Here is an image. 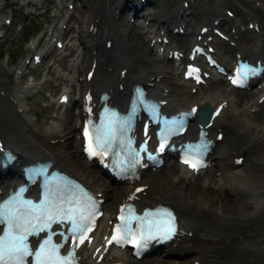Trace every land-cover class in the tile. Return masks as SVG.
I'll use <instances>...</instances> for the list:
<instances>
[{
	"label": "bare ground",
	"instance_id": "1",
	"mask_svg": "<svg viewBox=\"0 0 264 264\" xmlns=\"http://www.w3.org/2000/svg\"><path fill=\"white\" fill-rule=\"evenodd\" d=\"M100 2L92 3L89 7L85 8L78 35L75 42L71 44L75 51L80 54L85 53V55L83 60H80V55L73 60L72 68L74 70L77 69V72L74 71V76L68 77L74 88L78 89V93L81 96L80 100L77 102V100L71 99L65 108L69 109L72 103H78L80 107L79 119H81L83 94L88 89L95 90L97 96L98 94L106 92V90L110 91L111 89H115L111 94L112 102L119 107L125 106L128 100L130 86L141 82L154 83L152 88H150L151 97L167 100L169 102L167 111L171 113L179 112L193 106H200V109H204L207 106L216 108L222 103L228 102V108L216 120L215 126L212 129L213 134L220 129H224L226 134V140L223 141L224 145H220L216 153L215 168L217 173H220V176L214 179L215 186L218 187L215 201L209 200L205 195L193 193L191 187H193L192 180L194 178L180 166L178 168L176 166H170L166 173H172L175 169H178L179 173H176L175 176H179L180 179L185 178L191 182L188 186L189 188L184 187L178 189L175 187V184L179 182L178 179L172 181L170 176L158 178V175L152 176L148 182L143 180V177L141 184L137 187L146 188L145 194L139 196V206L141 208H153L160 204H167L177 211L182 230L193 233L191 238L188 236L181 237L179 241L168 246L163 252L159 253V261L150 263L214 264V261L231 260L232 258L229 256L220 257L218 260L211 258L213 251H210V248H222L228 239L231 238L229 233L225 234L227 226H236L239 221L242 222L250 220L251 218L261 217L264 214V152L259 157L261 160L255 158V161H260L258 165L251 163L246 166L237 167L234 162V152L237 151L235 146L238 137L253 143L258 139L257 135L251 134L256 126L249 114L250 109L258 108V105L254 102L255 100L251 101L254 97L240 92L236 94V98H233L231 95H226L218 89L217 81L211 82L209 90L200 87L197 93L193 95L189 83L174 78L169 69L160 63L159 58L151 55L153 50L150 48V43L146 45L144 42L142 53V51L136 48L138 43L133 40L132 33H128L129 26L126 27L125 25L124 27V24L122 23V25L120 23L122 21L117 23L113 18H104L102 15H99L97 11L103 10ZM255 2L261 4L259 9H252L247 5V1L236 0L235 19L222 20L221 26L230 38V43L236 44V48H233L227 43L214 41L217 58L223 64L232 65L235 62L237 54H241L252 61L257 59L264 60V0H255ZM115 4L117 3L114 2L112 7ZM195 6L196 2L193 3L192 7L194 8ZM248 19L250 21L246 24L247 30L243 32L244 22ZM251 23L259 25V34L250 31ZM162 26L159 29L158 35L166 32V28H162ZM102 28L108 30L109 38H112L114 41L111 60L107 58L102 50L99 57H93L91 55V45L93 47L98 46V41L101 40L99 34L103 33L101 32ZM96 29H98L97 33L95 32ZM234 30H236L235 34L233 33ZM105 43L103 41V46ZM177 43H179L178 40ZM183 44L184 49H190V42ZM87 52L90 53V56H87ZM93 61H99L101 67L106 66L109 70L113 69V74L110 75L105 71L103 76L99 74L95 77L91 84H88L86 80L83 81L88 64L92 65ZM174 67L176 68L175 65ZM123 69H128L129 71L124 79L120 75ZM60 73L58 71V74ZM153 78L154 81L151 82ZM119 85L123 86V91L118 90ZM162 87L167 91V95L165 94L166 92H160ZM67 90L72 92L71 88L64 89V91ZM35 91H38V88L35 85H30L23 89L21 93L17 92L15 96L10 95L7 97L5 95V97L17 105L20 113H24L25 100ZM254 93L258 94L255 97L258 100L261 92L256 90ZM3 112L10 114V109H4ZM9 119V122L15 125V129L6 127L3 121L0 120V138L6 144V148L12 150L20 157V164L28 161L31 163L43 160L54 162L56 168L78 178L95 194H101L102 198H107L106 215L100 223V230L96 236V247H98L101 244L102 237L106 234L105 229L108 227V223L112 221L111 213L114 209V201L118 200L115 206V212L117 213L118 207L125 202V199L135 188L127 184L114 188L110 182L104 183L101 180L104 176L102 172L96 171L92 164L83 163L82 159H79L77 155L70 154L73 142L72 138H69L71 135H64V124L62 123L64 121L51 126L48 131V137L41 145L29 134L31 128L21 125L15 116H11ZM233 127L237 128V137L231 135V129ZM15 132L19 136L13 138L12 135ZM190 135H194V127H191ZM25 136L29 138V143L24 142L23 138ZM69 141L70 143H68ZM63 142L64 144H62ZM31 151H34V153ZM81 155L84 160L82 151ZM14 170L13 168L9 178H2L0 176V192L3 196L15 184L21 183L19 173H16L17 171ZM209 190L210 188L208 187L203 193ZM252 204L254 205V209L251 211L249 206ZM198 214H202V217L207 214L209 219L205 220L201 218L198 220L196 217ZM222 228L225 230H221ZM254 233L252 232V234ZM233 236L241 237V235L236 234H233ZM244 241L246 240L240 238V243L238 244L240 252H249L250 254L264 258V237H257L256 245ZM178 251L187 252L190 255L185 258L178 254ZM88 254V250H82L83 262L92 264L91 260L86 258ZM117 257L116 262H127L131 260L129 253L118 254ZM110 263L106 262L105 264ZM231 263H234V260ZM248 263L262 264V261L249 258Z\"/></svg>",
	"mask_w": 264,
	"mask_h": 264
},
{
	"label": "rangeland",
	"instance_id": "2",
	"mask_svg": "<svg viewBox=\"0 0 264 264\" xmlns=\"http://www.w3.org/2000/svg\"><path fill=\"white\" fill-rule=\"evenodd\" d=\"M23 1H26V0H23ZM42 1L43 0H36V3L38 4V7L36 9L30 6L28 8H30V10L33 13H36L38 15H43L45 13L49 14V19H50V24H51L49 28L54 29L57 32H59L60 25L67 22L68 18H66V16L69 11L67 12L66 9L62 11L59 8V6L55 4L53 5L45 4L41 6ZM96 1L99 2L102 0H96ZM103 1L104 2L102 5V9H103L102 12L106 13L105 18L109 16L113 17L115 14V8L114 6L112 7V4L116 2L117 3L116 6H118L121 0L111 1V6H108V7H105V3L109 0H103ZM183 1L185 0H160L157 5H154L153 8H149L147 10V15L149 14L156 15L158 21H161L162 19L168 18V17L171 18L176 13H177L176 16H178L180 13V11L178 10ZM196 1H197V4L195 6L196 8L194 7L195 11H194L193 16L189 19V22L192 24V28L195 26L194 32L197 34L199 31V26H198L199 24L197 22H200L201 24H203V22L207 23L212 19L225 18L224 9L228 8L232 10L231 6H229V2H232L233 0H196ZM0 3L3 5L7 4L8 7H11L9 10L8 9L4 10V12L3 11L1 12V9H0V57H1L0 59V120L3 121V124L6 127L15 129V125L9 122L10 120L9 118L11 116H15L21 125L31 128L30 129L31 131L29 134L33 136V138L37 141V143L41 145L43 144V141L48 137L49 135L48 131L51 128V126L53 124H60L61 121H64L62 122L64 124V127H63L64 135H71L69 138H72V142H73V146L71 148L72 151L70 154L77 155V157H79V159H82V162L85 163L81 155V140L79 137V130L75 129V127L77 128V124L79 121L78 120L79 117L76 118L77 117L76 107H74L70 111H65L64 109L59 108L56 103L58 97L62 93V90L65 87L72 88V84L70 83V80L66 81L62 77H60L59 79V76L55 72H49V68L53 64L56 63V65H59L58 69L60 70L58 71L63 72V70H65V73L70 74L71 76H74L75 72H72L73 63H72V60L70 59L74 60L78 58L79 55L81 58V55H85V53L80 54L77 51H74L70 55H67V56H63V55L56 53L52 58L47 59L42 69H40L39 71L31 70L29 76L25 78V80L21 79L20 81H18L19 79L17 78V80L14 83L13 81L16 78L15 72L17 73L21 72L22 65L24 64V61H25L24 58L29 55L27 52L28 46L24 44V40H23L26 29L30 26H34V24L37 25L39 32L36 33V36L37 35L38 36L35 39L36 40L39 39V36L44 32L45 27L48 25V22H47L48 15H46L45 18L34 17V16L28 17L29 10L26 9V7L18 9L17 7L13 6L12 4L13 1L10 2L9 0H0ZM91 4L89 3L87 7H89ZM77 5L80 7V9H78L77 11L83 10L82 4L77 3ZM232 5H235V4H232ZM22 9L26 11L24 14L22 13ZM16 12L21 13V15L19 16L18 14H16ZM10 16H12L13 18L12 24L11 26H6L4 21L10 18ZM126 18L127 20L129 19L128 17H123L121 19L122 22H120L121 24L122 23L124 24V25L122 24L124 27L125 25L126 27L129 26L126 21ZM78 23L79 21L76 20V17L71 18L70 24L72 27V31L66 36V39L70 40L73 37H75L77 33V29H78ZM169 23H172L171 26L175 24V22L172 20H170ZM79 29H80V26H79ZM243 29L246 31V27ZM133 31H134L132 32L133 40L136 43H138L136 45V48L139 51H142L143 53L144 42L145 44H147L149 40L148 37L146 38L144 35L146 32L144 31V29H142V26L139 24L133 25ZM128 33L131 34V31H129V28H128ZM194 38L191 37L190 40ZM99 44H100V41H98V45ZM153 52L154 51H152V53ZM153 55L155 56V54ZM13 56H15L14 57L15 60H13L14 59L12 58ZM65 57H69L70 59H66ZM162 62H163L162 64L167 63L165 61H162ZM168 64L169 65H166V64L164 65L170 71H172V68H173L172 64L171 63H168ZM103 68H106V66H103ZM44 71H47L51 74L52 80L50 78L51 81L48 84L42 86L41 93L39 96H34L33 99H31L29 102L25 101L26 103L25 108H24L25 112L20 113L17 109V105L11 102L7 97L10 95L15 96L17 92L21 93L23 91V88H25L27 84L29 83L31 75H35L34 77H36L37 79L39 78L40 80L41 75ZM178 77L181 80V75H179V73H178ZM217 86L219 87L218 89L220 90H224L226 88V91H228L225 83L223 84L219 83L217 84ZM204 89L209 90L210 86ZM71 90L73 92H76V91L79 92L78 89H75V88H72ZM4 95H6L7 97L4 98ZM31 95H29L28 97H30ZM50 95L56 98L55 105H53L50 102L48 98V96ZM71 96L73 97V95ZM45 97L47 98V101H45ZM71 105H74V103H72ZM45 106L50 107L49 108L50 112H48L45 109ZM3 108L10 109V114H5L3 112L4 110ZM257 109H259V107ZM63 115H66V119H62ZM251 117L256 126V128H254L253 134L255 135L259 134L260 139L256 140V144L258 143L256 145L257 152H255L256 149H254L252 153H250V156L248 154L249 159L247 158V162H249V164L255 163L256 165H258L260 161H255L256 160L255 158L259 159L260 155L264 152V142H261V138L264 135V110H261V112H259L258 114H255L254 116L251 115ZM51 121H52V124H51ZM234 128L235 127L231 129V135L235 137L237 128L235 129ZM232 131L234 135L232 134ZM16 136H19V134L15 132V134H13L12 137L16 138ZM23 140L25 143L30 142L29 138L26 136L23 138ZM245 140L246 139L238 137V141H237L238 149H243L244 151H246V147H248V144H247V140L246 141ZM68 143H70V141ZM251 143L253 144V142ZM62 144H64V142ZM237 145L235 147H237ZM249 151H251V149ZM31 152L34 153V151H31ZM166 171L168 170L165 169L158 174L146 176L144 177L143 180L148 182V180L152 176H157V175L159 176L158 178H161L164 176H168V177L170 176V178H173V176H175L176 173H179L178 169H175L174 170L175 172L173 171L172 173L170 172L166 173ZM216 173H217V170H216ZM162 174L164 175L162 176ZM217 176L218 175L215 174V172H211L203 177H201V175L198 176V178L200 177L201 178L195 181L193 179L192 180V182L194 181L193 187H191L192 192L205 195L206 197L209 198V200L215 201L218 187L215 186L214 179H216ZM103 179L101 180L104 183L109 182V180H107L105 176H103ZM177 179L179 180L180 178L179 177L175 178V180ZM111 185L114 188H117L115 184L112 183ZM188 186H189V182H187L186 180H180V184L175 185V187L178 189H182L184 187L189 188ZM208 187L210 188V190L206 193H203L205 192L204 188L206 189ZM105 200L107 203L108 200L106 197H105ZM117 202L118 200L114 201V209L112 210V212L115 211V208H116L115 206ZM106 203H105V212L107 208ZM249 209L252 211L254 209V205L253 204L250 205ZM196 217L198 220H200L201 218H204L205 220L209 219L207 214H205L203 217H202V214H198L196 215ZM221 230H225V229L222 228ZM252 232H255V233L252 234ZM228 233L231 238L228 239L226 244L222 248H214V249L210 248V251H213L212 252L213 254L220 255V256L226 255L228 253V256L231 257L232 259L225 260V261H214V264H249L248 263L249 258L261 260L262 264H264V258H261L257 255L250 254L249 252L242 253L239 251V248H238V244L240 243V238H242L243 240H246L244 242H251L253 245H256L255 244L256 238L264 237V214L261 217L259 216L257 218H251L250 220H245L242 222L239 221L236 226H233V225L227 226L225 234H228ZM233 234L241 235V237L239 238L238 236H233ZM229 245H230V248L228 251V248L226 247H228ZM177 253L182 255L185 258L190 255L189 253L182 252V251H178ZM156 257L157 255L149 258L142 264H152L155 261H159L160 260L159 257L157 260H153ZM233 260H234V263H231Z\"/></svg>",
	"mask_w": 264,
	"mask_h": 264
},
{
	"label": "snow or ice",
	"instance_id": "3",
	"mask_svg": "<svg viewBox=\"0 0 264 264\" xmlns=\"http://www.w3.org/2000/svg\"><path fill=\"white\" fill-rule=\"evenodd\" d=\"M233 82L235 83V81ZM192 111L194 112L195 109ZM87 135V130H85V136L87 137ZM88 150L86 146V151ZM138 191L140 190L138 189ZM123 213L124 209L121 208V216L118 217L121 223L116 225V234L112 236L109 243L115 242L117 245H121L124 240L128 239L130 241L133 236H138L139 241L135 246L139 249L146 246L149 240L155 239L161 242L171 239L175 233L174 225L171 222L174 217L167 210H157L156 213L145 212L144 216H137L129 207V214L125 216ZM21 215L24 217L23 219H21V216H17L15 211L8 209L7 206L0 205V224L5 221L9 224L8 230L3 235H0V264H25L26 257H34L35 264H73L74 254L68 252L67 255H61L60 249L63 244H54L52 242V235H55V233L49 232L47 239L39 243L34 252L25 243L27 236L50 229L52 223L63 224L67 221L71 225L68 228V232L72 235L73 243L78 247L79 243H83L87 238L84 233L91 230L82 223L77 222L71 213L57 216L46 209L41 213V215L45 216V221L41 223L39 228L32 224L34 231H29L28 228L23 226L31 224V219H29L31 213ZM149 216H156L158 219L151 220L148 219ZM35 219L39 220L40 217L37 216ZM81 219H84V217H81ZM134 220L139 222L135 232L132 229V221ZM13 221H15V228L19 231V234H14L12 231ZM77 233L80 235L77 236ZM60 235L64 242L68 241V236H65L63 232ZM136 254L139 255V251Z\"/></svg>",
	"mask_w": 264,
	"mask_h": 264
},
{
	"label": "water",
	"instance_id": "4",
	"mask_svg": "<svg viewBox=\"0 0 264 264\" xmlns=\"http://www.w3.org/2000/svg\"><path fill=\"white\" fill-rule=\"evenodd\" d=\"M211 111H207L206 114H205V121H207V119L209 118V115H210Z\"/></svg>",
	"mask_w": 264,
	"mask_h": 264
}]
</instances>
